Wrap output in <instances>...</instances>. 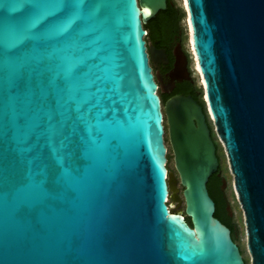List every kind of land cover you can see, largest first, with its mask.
Wrapping results in <instances>:
<instances>
[{
	"label": "water",
	"instance_id": "obj_1",
	"mask_svg": "<svg viewBox=\"0 0 264 264\" xmlns=\"http://www.w3.org/2000/svg\"><path fill=\"white\" fill-rule=\"evenodd\" d=\"M167 6L0 0V264H245L207 187L220 162L203 105L175 96L163 114L150 59L165 50L147 46L145 25ZM187 10L252 264H264V0ZM164 117L192 225L168 202L183 198Z\"/></svg>",
	"mask_w": 264,
	"mask_h": 264
},
{
	"label": "flooded vegetation",
	"instance_id": "obj_2",
	"mask_svg": "<svg viewBox=\"0 0 264 264\" xmlns=\"http://www.w3.org/2000/svg\"><path fill=\"white\" fill-rule=\"evenodd\" d=\"M167 3H168L167 9L159 11L157 15L153 17L146 24L150 28L149 30L150 39L147 43V46L150 43L156 46L158 49L165 50V56H162L161 54L157 56L158 60L156 65H153L150 59V63L153 67V72L156 74V76L158 74L161 79L159 83L163 88V91L162 90L160 91L163 114H164V105L168 99L180 95L183 96L191 95L192 97L197 99L198 102L200 103L199 96L201 93L203 94V90L201 87L198 86L196 76L194 75L195 67L192 64L193 56L191 55V52L189 51L187 47V43L185 41L186 33L184 26L182 24V20H183L182 9L179 12L174 11L171 13L169 10L170 4L173 6V10H176L177 8H179V6L176 4L174 0H167ZM177 57L180 58L183 67L180 73L178 72L176 73V68H175V62L177 60ZM186 70L190 71L191 78L185 77ZM174 73H176V75L178 76L175 79H173L172 76L174 75ZM210 123L211 125L210 124L209 125L211 128V135L215 142L217 149L216 152L220 162L218 170L211 175L207 183L209 193L213 198V200L215 201V205H216L215 216L231 229L232 238L237 243L241 251V254L243 256V259L245 261V264H250V263L252 264L251 254L249 258L246 256L245 248L240 241L241 224L237 219V211L233 206L234 199H232L228 191L229 190L228 180L225 174L222 157L220 154L221 145L218 141L211 120ZM166 133L167 132H165L164 138H165V143L167 145ZM169 142H170V138H169ZM168 150L169 148L167 149V153ZM178 182H180L179 175H178ZM183 189L184 187L181 185V190L179 191V194L183 198V202L181 203V205L184 203V208H181V205H178L176 207L177 203H175L176 204L175 206L170 205V207L174 210L183 209V214L186 220L188 221L189 224L192 225L191 218L185 213L184 210L185 200L183 196ZM236 200L238 202L240 210H242L241 204L237 196H236ZM244 227H245L244 229L246 230V225ZM246 247L248 249V239L246 242Z\"/></svg>",
	"mask_w": 264,
	"mask_h": 264
},
{
	"label": "rangeland",
	"instance_id": "obj_3",
	"mask_svg": "<svg viewBox=\"0 0 264 264\" xmlns=\"http://www.w3.org/2000/svg\"><path fill=\"white\" fill-rule=\"evenodd\" d=\"M176 2V4L179 6V8L182 9V12H183V20H182V24L184 26V29H185V33H186V43H187V47L189 49V51L191 52V55L193 56L192 58V64L193 66L195 67V73L194 75L196 76V79H197V83H198V86L203 88V78H202V75L201 73L197 70V65H196V57L194 56V53L192 51V47H191V32H190V26H189V22H188V11L186 9V5H184V1L185 0H174ZM148 32V31H147ZM146 40H147V43L150 39V31L149 33L145 36ZM151 57V56H150ZM152 63V62H151ZM160 89L158 90V93L160 94ZM202 99L205 100V94L203 93L202 94ZM206 102V101H205ZM212 124H213V127H214V123L213 121L211 120ZM165 127H166V137H167V146L169 148L168 150V153H167V157H168V163H167V167L169 169V171H173L176 175H177V172H176V167H175V162H174V154L172 152V149H171V144L169 142V134H168V124H167V121L165 119ZM215 128V127H214ZM216 133V131H215ZM216 136H217V133H216ZM218 138V136H217ZM218 141L221 145V149H220V154H221V157H222V162H223V167H224V170H225V174H226V177H227V180H228V185H229V194L231 195L232 199H234V203H233V206L235 208V210L237 211V219L239 221V223L241 224V231H240V241L242 243V245L244 246L245 248V253H246V256L249 258L250 257V253L246 247V242H247V233H246V230L244 229L245 227V218H244V213L242 212V210H240V207L238 205V202L236 200V192H235V189H234V179H233V174L231 173V170H230V167H229V162H228V158H227V155H226V152H225V149H224V145L223 143L221 142V140L218 138ZM178 177V175H177ZM179 186V191L181 190V184L180 182H178L177 184ZM169 205L171 206H175V202L173 203L172 200L170 199L169 201ZM178 206V204L176 205V207ZM181 208H184V203L181 205ZM251 260V259H250ZM251 264V263H250Z\"/></svg>",
	"mask_w": 264,
	"mask_h": 264
},
{
	"label": "snow or ice",
	"instance_id": "obj_4",
	"mask_svg": "<svg viewBox=\"0 0 264 264\" xmlns=\"http://www.w3.org/2000/svg\"><path fill=\"white\" fill-rule=\"evenodd\" d=\"M61 3H63V0H61ZM42 8H43V6H41V5H37V7H36V9H35V11H34V13H33V17L36 16V15L40 12V10H41ZM25 42H26V41H25ZM56 102H57V101H56V96H55V94H53L52 99H51L50 101H48L47 104H48L49 108H51V106L54 105ZM49 119H51V116H49ZM50 126H51V125H49V127H50ZM49 146H50V145H49ZM73 155H75V152H73ZM46 179H47V180H51L52 177H51V176H48Z\"/></svg>",
	"mask_w": 264,
	"mask_h": 264
},
{
	"label": "trees",
	"instance_id": "obj_5",
	"mask_svg": "<svg viewBox=\"0 0 264 264\" xmlns=\"http://www.w3.org/2000/svg\"><path fill=\"white\" fill-rule=\"evenodd\" d=\"M169 10H170L171 13L174 12V11L179 12V11L181 10V8H177L176 10H173V6L170 4V5H169ZM145 27H146V29H148V33H149V30H150L149 26H148V25H145ZM199 100H200V103H201V104L203 105V107H204V111H205V113H206V115H207L208 122H209V124L211 125V123H210V120H211V119H209V117H208V111H207V107H206L205 101L202 99V93H201L200 96H199Z\"/></svg>",
	"mask_w": 264,
	"mask_h": 264
},
{
	"label": "bare ground",
	"instance_id": "obj_6",
	"mask_svg": "<svg viewBox=\"0 0 264 264\" xmlns=\"http://www.w3.org/2000/svg\"><path fill=\"white\" fill-rule=\"evenodd\" d=\"M184 5L187 6V0L184 1ZM187 9V7H186ZM188 11V10H187ZM188 22H189V26H190V20H189V15H188ZM190 32H191V47H192V51L194 53V56L196 57V54H195V49H194V44H193V34H192V29H191V26H190ZM196 65H197V70L200 72V67H199V63H198V60L196 58ZM201 73V72H200ZM204 82V81H203Z\"/></svg>",
	"mask_w": 264,
	"mask_h": 264
},
{
	"label": "built area",
	"instance_id": "obj_7",
	"mask_svg": "<svg viewBox=\"0 0 264 264\" xmlns=\"http://www.w3.org/2000/svg\"><path fill=\"white\" fill-rule=\"evenodd\" d=\"M168 201H169V199H168Z\"/></svg>",
	"mask_w": 264,
	"mask_h": 264
}]
</instances>
